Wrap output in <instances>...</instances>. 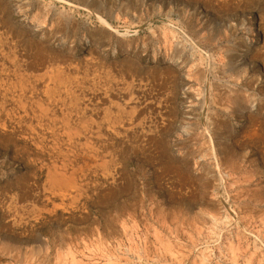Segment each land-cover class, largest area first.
<instances>
[{
  "label": "rangeland",
  "instance_id": "obj_1",
  "mask_svg": "<svg viewBox=\"0 0 264 264\" xmlns=\"http://www.w3.org/2000/svg\"><path fill=\"white\" fill-rule=\"evenodd\" d=\"M0 42V264H264V0H0Z\"/></svg>",
  "mask_w": 264,
  "mask_h": 264
},
{
  "label": "bare ground",
  "instance_id": "obj_2",
  "mask_svg": "<svg viewBox=\"0 0 264 264\" xmlns=\"http://www.w3.org/2000/svg\"><path fill=\"white\" fill-rule=\"evenodd\" d=\"M49 9H46L45 8V10H46V12H47V14L49 13V12H51V9H50V7H48ZM56 15H57V13H56ZM95 16V15H94ZM96 17L98 18V20L102 23V24H105V19L101 16V15H99V14H96ZM57 18H61L60 17V15H57ZM3 21H4V23H3V25H5V22H7L6 21V19H3ZM108 24V23H107ZM36 25V24H35ZM30 28V27H29ZM15 36H18V32L16 31V33H15ZM4 41V40H3ZM21 41H22V39H21ZM4 43V42H3ZM0 44H2L1 42H0ZM11 44V43H10ZM10 48H11V46H10ZM12 49V48H11ZM6 50V49H5ZM9 52H10V50H9ZM3 53V52H2ZM2 53H0V54H2ZM9 54V53H8ZM10 55V54H9ZM15 55H13V57H14ZM3 57V56H2ZM10 58H11V55H10ZM9 58V59H10ZM15 58V57H14ZM6 59V61H7V58L5 57L4 58V60ZM12 60H14L13 58H11V61ZM0 61H2V59L0 58ZM6 61H4V63L6 62ZM10 61V60H9ZM11 61H10V63H11ZM14 62V61H13ZM7 63H9V62H7ZM60 64V63H59ZM4 65V64H3ZM1 66V65H0ZM10 66V65H9ZM60 66V65H59ZM5 67V66H4ZM58 67V64H57V66H56V68ZM59 68V67H58ZM60 68H62V67H60ZM63 69V68H62ZM6 70H8V69H6ZM56 70V69H55ZM58 70V69H57ZM61 70V69H60ZM11 71V70H10ZM62 72V71H61ZM55 73H57V71L55 72ZM61 74V73H60ZM63 74H64V72H63ZM55 76V75H54ZM60 76V75H59ZM68 75L66 74V77H64V78H67V79H70V77L68 78L67 77ZM72 76V75H71ZM84 77V76H83ZM121 77V76H120ZM9 78H10V75H9ZM53 78V77H52ZM58 78V77H57ZM77 78V77H76ZM79 78V77H78ZM88 78V77H87ZM46 79V78H45ZM45 79H44V81H45ZM53 79H56V77L55 78H53ZM60 79H61V77H60ZM67 79H64L65 81L67 80ZM85 79V78H84ZM47 80V79H46ZM58 80H59V78H58ZM62 80H63V77H62ZM62 80H60L61 82H62ZM71 81L73 80V79H70ZM56 81H57V79H56ZM78 81V80H77ZM73 82V81H72ZM58 83V85H59V81L57 82ZM67 83H70L71 84V82H68L67 81ZM81 83V82H80ZM131 83V82H130ZM64 84V83H63ZM62 84V85H63ZM70 84H69V86H70ZM87 84V83H86ZM62 85H61V87H62ZM80 85V84H79ZM125 85V84H124ZM128 85V84H127ZM136 85V84H135ZM68 86V87H69ZM126 86V85H125ZM130 86V85H129ZM59 87V86H58ZM67 87V88H68ZM133 87H134V85H133ZM65 88V87H64ZM70 88V87H69ZM111 88V87H110ZM56 89H57V91H56ZM56 89H55V91L53 90V87H50V85H46V91H47V96L48 95H50V97L49 98H53V100H50L49 101V103L47 104V106H45V108H42L40 105H38V106H40L41 108L40 109H38V114H34L35 115V117H36V121H37V125H38V127L40 128V132H36V126L37 125H31L30 123L29 124H26L25 126H27V129H29V130H31V132L32 131H34L35 132V135L36 136H38V141L40 142V143H42V141L44 140V135H45V130H46V128H48V130L50 131V133H51V135H52V137H54L55 139H57V137H59L60 135H62V134H59L57 131H59L60 129L63 131V133L67 136V138L68 139H70V140H72V136H73V134L70 132V128H73V127H71V124H70V122L68 121L69 120V116H65L64 117V119H62V124H63V126H61V124L58 126L60 129H55V128H53V127H55L56 126V121H55V118H54V113H53V107H51L52 106V104H54V102H55V100L58 102V100H62V95H60V93L58 92V88L56 87ZM112 89V88H111ZM132 89V88H131ZM140 89V88H139ZM22 90H24V89H22ZM59 90H61V88L59 87ZM62 90H63V87H62ZM70 90V89H69ZM74 90V89H73ZM80 90V89H79ZM95 90V89H94ZM123 91H124V89H122ZM127 90V89H126ZM82 91V90H81ZM104 91V90H103ZM22 92V91H21ZM24 92V91H23ZM23 92L21 93V95H20V98H19V106H18V108H22V109H24V111L26 112L27 111V108H26V102H27V99L25 98L26 96L23 94ZM63 92V91H62ZM71 92H72V90H71ZM73 93V92H72ZM75 93V92H74ZM106 93V92H105ZM67 95L69 94V92H68V89H67V93H66ZM139 94V93H138ZM65 95V94H64ZM64 95H63V99L65 98L64 97ZM73 95V94H72ZM106 95V94H105ZM123 95V94H122ZM71 96V95H70ZM73 96H76V95H73ZM73 96H72V99L71 100H73ZM78 96V95H77ZM124 96V95H123ZM129 96V95H128ZM134 96V95H133ZM147 96V95H146ZM79 97V96H78ZM97 97V96H96ZM123 98V97H122ZM69 99V97L67 98V100ZM69 99V100H70ZM82 99H83V97H82ZM119 99V98H118ZM125 99V98H124ZM154 99V98H153ZM71 100H70V102H71ZM75 100V99H74ZM73 100V101H74ZM77 100L79 101V99L77 98ZM127 100V99H126ZM125 100V101H126ZM130 100V99H129ZM135 100V99H134ZM145 100H147V99H145ZM64 101V100H63ZM72 101V102H73ZM91 101V100H90ZM115 101V100H114ZM71 102V103H72ZM87 102V101H86ZM137 102V101H136ZM38 104H40V102H37ZM59 103V102H58ZM67 103V102H66ZM85 103V102H84ZM91 103V102H90ZM138 103V102H137ZM136 103V104H137ZM148 103V102H147ZM57 104V103H56ZM55 104V105H56ZM89 104V103H88ZM43 105V104H42ZM54 105V107L56 108V106ZM65 105V104H64ZM114 105V104H113ZM117 105H120V104H117ZM117 105H115V106H117ZM63 106V105H62ZM95 106V105H94ZM134 106V105H133ZM132 106V107H133ZM147 106V105H146ZM96 107V106H95ZM102 107V106H101ZM104 108H106V106H103ZM119 107H122V106H119ZM118 107V108H119ZM131 107V106H130ZM129 107V108H130ZM57 108H59V106L57 107ZM65 108V107H64ZM75 109H77L76 107H74ZM98 107H96V109H97ZM117 108V107H116ZM116 108H115V110H116ZM134 108V107H133ZM79 109L81 110V108L79 107ZM146 109V108H145ZM62 110V109H61ZM60 110V111H61ZM74 110V109H73ZM95 110V109H94ZM98 110V109H97ZM122 110V109H121ZM124 110V109H123ZM129 110V109H128ZM150 110V109H149ZM82 111H84V110H82ZM81 111V112H82ZM110 110H108V112H109ZM119 111H120V108H119ZM118 111V109H117V112H119ZM125 111V110H124ZM63 112H64V110H63ZM72 112V111H71ZM76 112H77V110H76ZM107 112V111H106ZM116 112V111H115ZM121 112H123V111H121ZM128 112V111H127ZM127 112L125 111V114L127 115ZM133 112V111H132ZM135 112V111H134ZM61 114H63V113H61ZM104 114H107V113H104ZM117 114V113H116ZM129 114H130V112H129ZM26 115V114H25ZM123 115V114H122ZM131 115V114H130ZM135 115V114H134ZM59 117V116H58ZM62 117V116H61ZM77 117V116H76ZM81 117V116H80ZM79 117V118H80ZM18 118V117H17ZM27 118H28V116H27ZM78 118V117H77ZM77 118H75V119H77ZM110 119V116L109 117H107L106 115L104 116V121H105V123H108L109 122V119ZM115 118H117V117H115ZM23 119V117L22 116H19V120H20V122H23L24 123V121L22 120ZM86 119V118H85ZM89 119V118H88ZM136 119V118H135ZM26 120H28V119H26ZM25 120V121H26ZM71 120V119H70ZM83 120V119H82ZM79 121V120H78ZM93 121V120H92ZM116 120H112V117H111V120H110V122H115ZM19 122V121H18ZM26 123V122H25ZM32 123V122H31ZM91 123V122H90ZM151 123V122H150ZM22 124V123H21ZM137 124V123H136ZM152 124V123H151ZM94 125H96L95 123H94ZM99 126H100V124H97L96 125V129H97V127L99 128ZM138 126V125H137ZM146 126V125H145ZM150 126V125H149ZM92 127V126H91ZM144 128V127H143ZM148 128V127H147ZM151 128V127H150ZM85 129V128H84ZM91 129V128H90ZM94 129V128H93ZM100 129V128H99ZM87 130V129H86ZM116 131V130H115ZM150 131V130H149ZM75 132H77L78 133V135H79V132L78 131H75ZM74 132V134H77V133H75ZM89 134V133H88ZM132 135V134H131ZM82 138H84V137H82ZM78 142V141H77ZM127 143V142H126ZM89 146V145H88ZM94 146V145H93ZM93 148V147H92ZM52 149H54L53 151H52V154L54 155V153L56 152V154L57 155H59V154H61V152H60V149L59 148H56L55 149V147H53ZM95 149H97V148H95ZM62 150V149H61ZM68 150V149H67ZM98 150V149H97ZM55 151V152H54ZM106 152H107V150H105ZM64 153V152H63ZM110 154V153H109ZM93 155V154H92ZM101 155V154H100ZM94 156V155H93ZM97 156V155H96ZM99 157V156H98ZM101 158V157H100ZM113 159H114V157H113ZM74 161V160H73ZM74 163V162H73ZM58 166V165H57ZM66 166V165H65ZM98 166V165H97ZM103 166H105V164L103 165ZM68 167V166H67ZM55 170V169H54ZM69 170V169H68ZM80 174V173H79ZM60 175V174H59ZM65 175V174H64ZM51 176V175H50ZM81 176V175H80ZM54 178V177H53ZM63 178V177H62ZM55 179V178H54ZM72 181V180H71ZM52 182H53V180H52ZM68 183V182H67ZM72 183V182H71ZM75 183V182H74ZM55 184V183H54ZM62 184H63V182H62ZM61 184V185H62ZM69 184V183H68ZM51 185H53V184H51ZM56 185V184H55ZM72 185V184H71ZM74 185V184H73ZM65 186V185H64ZM74 186H76V185H74ZM63 187V186H62ZM65 187H67V186H65ZM69 187V186H68ZM54 188V187H53ZM57 188H58V186H57ZM59 188H60V186H59ZM70 188V187H69ZM79 188V187H78ZM61 194V193H60Z\"/></svg>",
  "mask_w": 264,
  "mask_h": 264
}]
</instances>
